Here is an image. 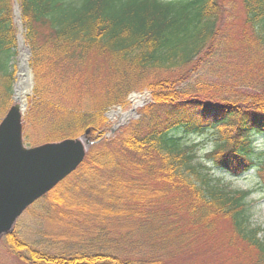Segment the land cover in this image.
<instances>
[{"label": "trees", "instance_id": "obj_1", "mask_svg": "<svg viewBox=\"0 0 264 264\" xmlns=\"http://www.w3.org/2000/svg\"><path fill=\"white\" fill-rule=\"evenodd\" d=\"M17 2L36 78L21 124L28 147L102 131L104 111L144 73L181 72L202 58L203 68H212L195 86H175L189 74L160 79L154 88L147 83L152 102L140 116L119 135L98 136L73 172L30 206L39 205L54 225L48 236L56 252L33 248L12 232L7 240L19 259L169 264L221 216L256 250L253 264H264V228L251 223L252 189L223 181L225 174L254 171L264 190V148L254 145L264 137V109L238 113L230 101L264 106V0ZM37 26L46 29L41 41ZM16 36L13 0H0V120L12 104ZM100 58L110 72L94 88L86 77L97 83L100 73L84 74ZM219 125L231 135L217 138L206 154L210 165L197 161L198 143L185 137Z\"/></svg>", "mask_w": 264, "mask_h": 264}, {"label": "rangeland", "instance_id": "obj_2", "mask_svg": "<svg viewBox=\"0 0 264 264\" xmlns=\"http://www.w3.org/2000/svg\"><path fill=\"white\" fill-rule=\"evenodd\" d=\"M19 21H20V30L18 25L15 23L17 35L21 36L20 37L21 38L20 40L22 41L21 50L23 51L24 48L26 47H28L29 49V55L27 54L26 58L28 65L30 67L29 63L31 61L30 59L32 53L24 37L23 19L21 18V16L19 18ZM36 30L38 31L36 37L37 41H41L42 40L41 36L44 35L46 29L44 27L37 26ZM16 47H17V43H16ZM18 56H19V52L17 51L16 56L13 59V70L15 72L14 73L15 81L13 83V87H15V82H16ZM202 59H200L196 65L194 63L183 69V71L181 72L170 73L164 70H158V71L156 70L153 72L144 73L141 78H138L137 81H135L136 83L134 89H131L126 94V96L123 99H121L119 103L112 104L109 108H107L104 111V116L106 117L107 121L102 131L96 133L92 131V134L88 132V135L84 134L78 138H81L82 140H86L88 142H94L98 136L104 139V138L112 137L114 135H119L121 129L124 126H126L131 120L138 118V116H140V112L142 111V109L152 102V91L149 88H147V83L153 85L154 88L153 82H157L160 79L164 78V79H170L172 81L174 80L176 81L178 76L181 78H185L188 76V74L189 76L187 79L183 80L179 84H176L177 83L176 82L175 86L181 89L182 87L185 86L187 87L191 85L195 86L198 83H201L203 79L208 76V70L209 71L212 70V68H203L204 59L203 60ZM92 65L94 66L90 65L89 67L90 69L86 71L84 75L90 74L92 70H95L100 73V76L97 77V83L89 82V77H86L88 78L86 84L91 86L93 85L95 86L94 88L100 87L99 85L106 84L108 80L105 82L106 79L105 75H108V73L110 72L108 63L106 64L105 59L100 58L96 63H93ZM211 66L212 63L206 65L205 67H211ZM30 69H31L30 73L32 74V87L29 90V93L26 94L25 96L26 105L23 113H21L20 126H19L20 141L23 144V146L27 149L33 147H28L24 144L22 139L21 124L23 121V117L27 111L28 101L30 98H32L33 89L36 86V78L34 72L31 67ZM192 69H194L193 72L191 71ZM115 80L116 78H114V72H113L112 82H114ZM70 82L76 83L75 81L72 80L69 81L68 83ZM135 97L142 98L141 102L142 101L143 102L139 104H135L136 102ZM86 99L87 97L84 100ZM230 101L234 105V111L238 113L248 109L254 110L257 109L258 107L264 109V106L262 105L247 102L246 100L243 99H231ZM13 103L14 101L12 99V104L8 108L7 112L10 110ZM112 112H120L127 114L125 121L119 124L120 121L118 119V116L110 115ZM111 127H114V131L112 133L110 131ZM230 135L231 133L228 127L224 125H219L215 128L207 129V131L201 135H188L185 137V139L188 144L194 142L198 143L195 149L197 161L210 165L208 158L206 157V154H209V151L215 146L217 142V138L219 136L223 137ZM65 140L66 139L58 142L47 143V144L48 145L55 144V143L63 142ZM47 144L34 146V147H44ZM254 145L256 146L255 148L257 149L264 148V137H260V136L257 137V139L254 141ZM88 149L89 148L86 149L85 154L87 153ZM78 164L75 166V168L78 166ZM73 170L66 176H69L73 172ZM211 172H213V170ZM225 175L226 177L224 178L223 181L227 183L230 188L252 189V194L249 197V200L251 201V205H252L251 223L255 225H259L260 227L264 228V190L259 187L258 185L259 180L258 177L255 175V172L251 171L244 174L243 176H238V177H234L227 174ZM51 189H49L48 191H50ZM48 191L44 192L39 197L32 200L23 209V211L14 219L9 229L0 230V264H25L14 253L12 245L7 240L10 233L12 234V232H15L14 234L16 235L19 241L21 240L27 241L28 245L33 248L40 249L48 253L56 252L57 246H55V244L52 243L51 238L48 236L50 233L54 231V225L41 216L40 213L41 210L39 205H35L33 208L30 207L33 202H35L38 198L48 193ZM205 229H200V235L198 236V239L191 244V247L188 248L190 251L189 253H182L176 256H172L167 260V262L169 264H181L183 262L185 263L187 262L189 264H253L254 263L256 257V250L247 246L245 243L239 241L234 236L229 219L221 216L216 217L215 225L213 226V228L209 230L208 228ZM192 249H193V253L191 254Z\"/></svg>", "mask_w": 264, "mask_h": 264}, {"label": "water", "instance_id": "obj_3", "mask_svg": "<svg viewBox=\"0 0 264 264\" xmlns=\"http://www.w3.org/2000/svg\"><path fill=\"white\" fill-rule=\"evenodd\" d=\"M14 21L20 29V12L17 1L13 4ZM17 39V72L12 99L20 74V61H24L25 80L32 87L31 69L27 62L28 47L21 50L22 41ZM143 102V101H142ZM140 102V103H142ZM12 105L0 121V230L9 229L14 219L35 198L51 189L59 180L69 174L82 160L86 149L92 144L81 138L66 139L63 142L47 144L44 147L27 149L20 141V116L25 109ZM123 121H120L121 124ZM111 133L114 127L110 128Z\"/></svg>", "mask_w": 264, "mask_h": 264}, {"label": "bare ground", "instance_id": "obj_4", "mask_svg": "<svg viewBox=\"0 0 264 264\" xmlns=\"http://www.w3.org/2000/svg\"><path fill=\"white\" fill-rule=\"evenodd\" d=\"M21 36L19 35V38ZM21 39V38H20ZM27 85H26V80H25V69H24V61H20V74L18 78V82L16 85L15 89V94H14V105L17 107L21 106L22 101L25 99L26 93H27ZM135 104H139L142 100V98H136L135 97ZM111 116H118L119 121H123L126 119L127 114L125 113H120V112H112L110 114Z\"/></svg>", "mask_w": 264, "mask_h": 264}]
</instances>
